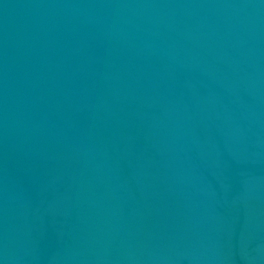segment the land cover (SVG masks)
Listing matches in <instances>:
<instances>
[{
  "label": "water",
  "instance_id": "1",
  "mask_svg": "<svg viewBox=\"0 0 264 264\" xmlns=\"http://www.w3.org/2000/svg\"><path fill=\"white\" fill-rule=\"evenodd\" d=\"M0 264H264V0H0Z\"/></svg>",
  "mask_w": 264,
  "mask_h": 264
}]
</instances>
